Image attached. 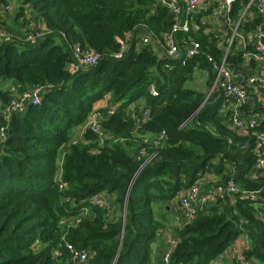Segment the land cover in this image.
Returning a JSON list of instances; mask_svg holds the SVG:
<instances>
[{
  "label": "trees",
  "instance_id": "trees-1",
  "mask_svg": "<svg viewBox=\"0 0 264 264\" xmlns=\"http://www.w3.org/2000/svg\"><path fill=\"white\" fill-rule=\"evenodd\" d=\"M16 1L17 25L0 20L6 34L0 37V107L17 93L50 87L40 104L0 118L8 134L0 146V264H153L167 205L206 173L213 176L211 189L233 179L241 192L217 196L176 227L171 264H212L240 235L248 239L247 257L264 264V171L256 168V137L230 128L221 91L189 83L201 70L212 88L217 73L208 54L219 60L226 52L205 33V23L196 33L178 32V39L199 42L201 53L187 57L181 43L180 55L171 57L166 41L174 15L159 0ZM10 2L0 0V14ZM245 3L232 4L233 24ZM252 10L239 31L261 22ZM42 30L45 36L26 39ZM236 43L227 62L255 61ZM251 44L248 50L255 51ZM77 45L100 60L72 72ZM102 100L107 105L100 108ZM98 108L102 136L89 124L74 135ZM148 109L146 121L137 122ZM243 191H257L260 208ZM113 196L114 212L109 201L95 202ZM66 243L86 250L87 260L75 261Z\"/></svg>",
  "mask_w": 264,
  "mask_h": 264
},
{
  "label": "built area",
  "instance_id": "built-area-1",
  "mask_svg": "<svg viewBox=\"0 0 264 264\" xmlns=\"http://www.w3.org/2000/svg\"><path fill=\"white\" fill-rule=\"evenodd\" d=\"M217 0H185V2L179 3L176 0H159L163 5L167 6L174 15V25L171 33L167 37L166 41V52L169 56L175 57L179 56L181 53V43H185L186 55L187 57L198 56L202 47L201 44L195 40L187 41L186 38L178 39V32L189 33L192 29V16L200 8L207 4L216 2ZM229 7H232V4L236 0H225ZM246 1L243 13H246L253 8H256L257 12L262 17L261 23L256 26V28L251 33L250 42L254 45L255 51L248 50L245 48L244 55L246 57H255L258 60H262L264 57V0H244ZM257 1V3H256ZM10 5H5V10H10ZM228 23L231 25L232 34L228 40L227 49L225 54L221 59H216L213 55L208 54V60L213 63V67L217 73L216 79L212 85L211 92L221 91L225 98V105H230L228 110L230 111V128L239 132L240 134L249 135L252 133L256 137L254 150L258 152L259 158L257 159L256 168L259 170L262 168L264 171V136L257 132L258 123L255 120H244L240 116V108H242L248 100L249 87L254 86L259 89L264 90V78L258 76H251L245 80L243 83H237L234 80V72L228 66L227 56L231 50L234 39L238 36H242L238 29V24H233L231 20H228ZM47 31H38L35 35H28L26 37L29 41H35L36 37L45 36ZM5 33L0 30V37H5ZM251 44V45H252ZM74 62L71 64L70 69L72 72H77L83 67L91 66L96 64L101 56L96 52H84L82 48L77 45L74 49ZM122 53H119L117 56H121ZM48 87L45 85L37 86L34 90L24 91L22 93H17L9 104H5L0 107V115H3L4 118H9L14 111L22 110L28 105H37L40 104L43 100V94L48 91ZM152 94H157V91L154 87L151 88ZM224 107V106H223ZM225 108V107H224ZM114 108H111L108 111V114L113 113ZM233 111V112H232ZM149 109L143 114V119H137V122L146 121L145 118L149 115ZM91 120L89 125L91 128L100 136L102 132H99L98 126L101 119V112L91 115ZM84 133V132H83ZM82 133V134H83ZM163 137H166V133H162ZM8 138L7 127L0 128V146H2ZM103 140V137L100 138ZM77 140L74 141V143ZM159 139L155 141L157 145ZM154 156V155H153ZM152 156V157H153ZM152 157H149L146 161V164L151 161ZM1 161V160H0ZM195 183L190 189L185 190L183 195L180 197V207L185 213L187 222L192 221L196 212L199 208H203L205 204L210 201H213L218 197H222L225 192L231 195H235L240 191L235 180H230L226 187L222 185H216L214 188L207 191L203 190L202 183ZM245 198H248L254 202L256 207L260 204L258 202L259 194L257 191H243L241 193ZM95 202L99 203L101 206L108 205V200L104 198H96ZM264 218V214L261 215ZM175 241H171L170 248L164 253L161 264H171V255L172 249L174 248ZM68 251L70 252L72 258L77 262H85L88 257L86 250H82L73 246L71 243H66ZM237 264H255L254 261L247 257L245 252H240L236 257Z\"/></svg>",
  "mask_w": 264,
  "mask_h": 264
},
{
  "label": "crops",
  "instance_id": "crops-1",
  "mask_svg": "<svg viewBox=\"0 0 264 264\" xmlns=\"http://www.w3.org/2000/svg\"><path fill=\"white\" fill-rule=\"evenodd\" d=\"M185 1V0H183ZM257 3V1H256ZM10 5V10H3L1 12V19L0 20H7L10 25H17L18 20L17 14L19 9V3L16 0H11L8 4ZM231 8L226 3L225 0H217L214 3L207 4L200 8L197 12H195L192 16V29L190 32H197L200 30V22L205 23V33L213 34L215 36V41L217 43V47L227 49V42L230 38V31L231 28L230 23H228L229 13ZM253 17V10H250L246 13L241 14L240 19L236 24L239 25L241 21L251 20ZM34 23L36 22V18L33 17ZM264 19V17H263ZM261 23V22H260ZM259 23V24H260ZM35 27H38V24H35ZM256 28V27H255ZM253 30L249 32L240 31L242 36H238L236 47L238 49L245 50L246 47H249L251 44L250 36ZM144 42H149L150 38L144 36ZM229 63V62H228ZM234 72V80L237 83H244L245 80L251 76H258L264 78V57L262 60H258L255 58V61H251V59H247L242 64H231L228 65ZM206 75V74H205ZM207 77V75H206ZM9 88L13 90V86L10 85ZM14 89V93H15ZM211 93V90L210 92ZM209 95V94H208ZM107 101L102 100L98 104L100 107H105ZM223 110L225 112L226 109L230 107V105H223ZM245 107L240 108V116L244 120H255L258 123V126H261L262 130L259 132L257 127V132L264 136V90L256 88L254 86L249 87V95L248 100L244 105ZM233 112V111H232ZM91 117L88 118V121L79 128L82 133L84 129L88 126ZM84 128V129H83ZM82 135V134H81ZM78 135V136H81ZM62 163V162H61ZM213 180V176L211 174L206 173L204 176L200 178V181L203 185V190L207 191L209 188L211 189L208 183ZM213 185V184H212ZM114 196L110 197L109 204L112 207L111 209L113 212L118 209L117 206H114ZM234 201V199H233ZM254 203V202H253ZM261 205V203H259ZM256 206V205H255ZM119 207V206H118ZM257 208H260L259 206ZM167 210L169 211L168 220L166 221V226L164 229H161L158 233V238L154 242L153 245V255H152V262L153 264H161L162 257L164 253L170 248L171 241L177 240L175 237L176 227L181 226L184 223H187L185 213L180 207V202L178 197L176 196L175 199L167 205ZM125 215V209L123 211ZM264 214L261 212L260 215ZM248 239L245 235H240L236 240L231 242V244L216 258L213 260L212 264H237L236 257L237 254L240 252H245L248 248Z\"/></svg>",
  "mask_w": 264,
  "mask_h": 264
},
{
  "label": "rangeland",
  "instance_id": "rangeland-1",
  "mask_svg": "<svg viewBox=\"0 0 264 264\" xmlns=\"http://www.w3.org/2000/svg\"><path fill=\"white\" fill-rule=\"evenodd\" d=\"M6 5H8V3ZM205 74H206V72L201 71V70H197L196 73L194 74V78L191 79L190 82H189L190 85L193 86L194 88L203 90L204 92L210 91L211 90L210 89L211 87H209V83H207V77H206ZM3 85L5 87H9L10 86L9 82H7L6 84H4V82H3ZM100 108H103V106L100 107ZM98 112H101V110L99 108L98 109H94L91 112L90 116L91 115L93 116L95 113H98ZM73 129H74V135L78 136V135H81L82 134V131L78 127L77 128L74 127ZM152 156L153 155H151L150 157H152ZM154 156H155V154H154ZM154 156L152 157V159L154 158ZM61 161H62V155L59 157V161H58L59 165L61 164ZM184 192H185L184 190H181L178 193V195H177L178 199H180V197L183 195ZM158 214H161V212H158Z\"/></svg>",
  "mask_w": 264,
  "mask_h": 264
},
{
  "label": "water",
  "instance_id": "water-1",
  "mask_svg": "<svg viewBox=\"0 0 264 264\" xmlns=\"http://www.w3.org/2000/svg\"><path fill=\"white\" fill-rule=\"evenodd\" d=\"M151 38H152V37H151ZM209 95H210V94H209ZM209 95L206 97L205 101L208 99ZM205 101H204V102H205ZM204 102H203V103H204ZM0 118H1V119H5L3 115H0ZM258 171H262V168H260ZM129 191H130V189H129ZM126 205H127V204H126ZM126 205H125V206H126ZM125 219H126V209H125L124 221H125Z\"/></svg>",
  "mask_w": 264,
  "mask_h": 264
}]
</instances>
